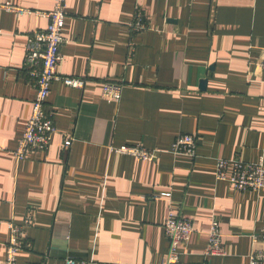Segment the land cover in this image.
I'll return each mask as SVG.
<instances>
[{
    "label": "crops",
    "instance_id": "0c3cea01",
    "mask_svg": "<svg viewBox=\"0 0 264 264\" xmlns=\"http://www.w3.org/2000/svg\"><path fill=\"white\" fill-rule=\"evenodd\" d=\"M137 10L149 28L133 34ZM48 23L0 10V264L9 222L25 226L17 264H161L171 208L194 223L183 261H202L218 219L225 254L210 264H250L264 187L217 180L216 159L254 162L264 150V0H68L58 73L84 84L53 81L46 109L57 131L46 151L18 160L36 95L28 36ZM106 81L123 83L119 102L102 96ZM180 133L197 137L195 157L170 151ZM136 144L156 157L115 149Z\"/></svg>",
    "mask_w": 264,
    "mask_h": 264
},
{
    "label": "built area",
    "instance_id": "2783aa9c",
    "mask_svg": "<svg viewBox=\"0 0 264 264\" xmlns=\"http://www.w3.org/2000/svg\"><path fill=\"white\" fill-rule=\"evenodd\" d=\"M50 11H36L11 2L0 0V10L16 12L19 15L36 13L48 18L49 23L44 29H37L28 36L25 67L33 77L36 85V95L33 100L32 114L25 126L23 135L15 150L18 160L26 157L31 151H46L51 144L57 126L53 115L46 109L48 94L53 81L60 79L65 83L81 87L84 81L78 78L62 76L58 67L63 60L62 45L67 38L64 36V27L67 18L68 0H53ZM149 28L142 11H136L130 23L133 34ZM2 30L0 29V35ZM264 67V59L261 62ZM123 83L106 81L102 86V96L111 102H119L123 93ZM72 142L71 137L65 140L66 145ZM197 138L191 133H180L171 144L170 151L176 154H186L195 157ZM115 149L122 153L137 155L143 159L152 160L156 157L155 151L146 149L141 144L121 145ZM216 179L230 182L237 190L259 191L264 187V150L257 161H245L240 158L216 159ZM169 196L170 193H163ZM160 197L161 195H154ZM10 239L6 245L5 264H17L18 252L25 242L24 225H15L9 222ZM165 233L169 240V248L161 264H210V259L216 255L225 254L223 233L218 219H213L208 231V241L202 252V261L187 263L181 259L180 247L190 241L194 232L192 219L181 212L169 209L164 223ZM253 250L249 255L250 264H264V227L252 234ZM66 264H76V259L68 257ZM87 262H84V264Z\"/></svg>",
    "mask_w": 264,
    "mask_h": 264
},
{
    "label": "water",
    "instance_id": "95a60500",
    "mask_svg": "<svg viewBox=\"0 0 264 264\" xmlns=\"http://www.w3.org/2000/svg\"><path fill=\"white\" fill-rule=\"evenodd\" d=\"M214 68V66L212 65L211 67H210V69H213ZM206 83H207V79H203L202 81H201V88H206Z\"/></svg>",
    "mask_w": 264,
    "mask_h": 264
},
{
    "label": "rangeland",
    "instance_id": "374dc122",
    "mask_svg": "<svg viewBox=\"0 0 264 264\" xmlns=\"http://www.w3.org/2000/svg\"><path fill=\"white\" fill-rule=\"evenodd\" d=\"M197 138V137H196Z\"/></svg>",
    "mask_w": 264,
    "mask_h": 264
}]
</instances>
